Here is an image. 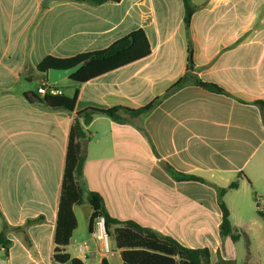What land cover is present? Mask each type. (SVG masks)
I'll use <instances>...</instances> for the list:
<instances>
[{"label":"crops","instance_id":"1","mask_svg":"<svg viewBox=\"0 0 264 264\" xmlns=\"http://www.w3.org/2000/svg\"><path fill=\"white\" fill-rule=\"evenodd\" d=\"M40 2L0 0V231L11 242L6 253L0 247V264H53L68 136L76 114L148 105L188 73V50L191 76L224 94L188 82L147 114L119 112L126 123L95 114L83 126V187L102 197L112 218L136 222L185 247L208 248L210 261L215 256L212 264L218 259L234 264L242 257L239 241L219 236L215 187L226 188L242 174L223 202L233 227L247 230L257 223L247 222L241 209L244 205L256 214V199L264 211V124L253 104L264 101V0H190L194 12L187 28L182 0L99 5L60 0L48 7ZM137 29L148 39L149 55L74 84L70 93L63 90L66 80L49 84L66 96L78 90L72 113L45 110L23 97L27 92L42 96L37 89L44 80L36 67L45 57L99 51ZM169 167L208 184L175 181ZM80 206L88 222L91 209ZM80 206L72 208L76 228ZM74 231L63 250L79 258L74 247L81 243H74ZM96 247L90 264L103 258Z\"/></svg>","mask_w":264,"mask_h":264},{"label":"trees","instance_id":"2","mask_svg":"<svg viewBox=\"0 0 264 264\" xmlns=\"http://www.w3.org/2000/svg\"><path fill=\"white\" fill-rule=\"evenodd\" d=\"M87 2L91 5H99L105 2H120L121 0H73ZM184 17L183 26L187 28L191 23V17L194 8L190 0H182ZM150 54V45L148 39L141 29H137L117 40L109 47L102 50L86 52L71 58L45 57L36 67V72L42 75L43 80L47 81V71L50 69H68L83 63V66L68 78L75 85H81L98 76L110 72L124 65H128ZM191 51L187 53V74L178 79L169 90L161 97L154 99L148 105L141 108L130 110L121 107L107 110L88 108L76 114V119L71 122L68 144L66 151L65 167L62 177L61 193L58 205V213L55 234L54 251L52 254L53 264H85L82 260L72 257L63 250V247L69 244L72 232L76 228V219L73 213V206L87 204L91 209L88 223V233L93 229V222L98 218L104 220V227L107 237L111 239L113 246L119 252L121 264H212L210 261V252L208 248H190L185 247L169 236L161 235L152 230L146 229L133 221L121 222L112 218L104 205L102 197L93 191L84 189L82 181V166L84 157L81 153L80 141L86 139L83 126L88 125L92 117L101 114L109 117L113 121L126 123V119H121L119 112H124L132 117L147 114L158 102L166 95L176 91L188 82L208 90L210 92L222 93V89L213 84H205L191 76L193 68ZM53 86V85H52ZM78 90L75 89L71 96L63 93L58 95L45 94L37 96L35 93L27 92L23 97L30 104L36 105L49 111H64L72 113L74 110ZM259 110L262 122L264 124V101H255L253 103ZM81 121V122H80ZM170 177L175 181H193L206 183L194 175L178 173L170 167L168 168ZM243 177L242 174L236 176L226 188L215 187L217 191V203L221 211V224L218 231L221 238L228 237L233 243L239 241L242 237L247 238L244 231L233 227L229 219V211L223 200L226 193L237 188V178ZM255 199L256 214L264 222V211L260 210ZM41 218L28 221L35 223ZM11 242L6 238L5 232L0 231V247L4 252L8 251ZM218 264H224L218 259ZM99 264H110L107 258H102ZM231 264V263H227Z\"/></svg>","mask_w":264,"mask_h":264},{"label":"rangeland","instance_id":"3","mask_svg":"<svg viewBox=\"0 0 264 264\" xmlns=\"http://www.w3.org/2000/svg\"><path fill=\"white\" fill-rule=\"evenodd\" d=\"M66 81H62L64 85L63 90L65 92H71L70 87L74 85L71 81L68 79H65ZM68 80V81H67ZM31 88L33 90H36V82H31ZM248 203H250L248 201ZM87 206V204H86ZM84 206H80L76 210L77 214V220H78V226L73 234V241L74 243H84L88 242L89 248L92 251L93 247L97 245L98 243L96 241L93 242L91 240L90 235L87 231V219H86V211ZM241 214L243 218L249 222L252 223V220L254 219L257 223H253L248 229L244 230V233H246L247 238L242 237L239 240V243H237V248L239 252L242 254V257H238L236 262L234 264H264V222L261 218H259L251 209L250 211H246L244 205L241 209ZM107 246H108V252H105L104 249H98V253L101 257H105L109 260L110 264H121L119 260V252L117 249L114 248L113 243L111 242L110 238H107ZM97 249V248H96ZM98 258V257H97ZM116 259L118 261H116ZM215 256L213 255L211 258V261L214 262ZM85 264H90L88 260H84ZM218 264V263H217Z\"/></svg>","mask_w":264,"mask_h":264},{"label":"built area","instance_id":"4","mask_svg":"<svg viewBox=\"0 0 264 264\" xmlns=\"http://www.w3.org/2000/svg\"><path fill=\"white\" fill-rule=\"evenodd\" d=\"M37 93L39 95H45V94H50V95H58L60 94L58 91L52 88L51 85H49L48 82L43 81L42 85L37 89ZM93 229L92 232L90 233L91 240L96 241L97 244V249H101L105 252H108V246H107V234L105 231L104 227V220L102 218H98L95 222H93ZM74 251L78 255V259L84 261L88 260V253L91 252L89 248L88 242H84L81 244H78L74 247Z\"/></svg>","mask_w":264,"mask_h":264},{"label":"water","instance_id":"5","mask_svg":"<svg viewBox=\"0 0 264 264\" xmlns=\"http://www.w3.org/2000/svg\"><path fill=\"white\" fill-rule=\"evenodd\" d=\"M60 1V0H41L40 4L44 7H48L51 4ZM83 66V63H79L73 68L68 69H50L47 71V81L49 84L54 85L62 80L68 79L70 76L75 74L81 67ZM81 144V153L82 155L86 154V148L87 147V140L83 139L80 141ZM96 253L94 251H91L88 253V258L90 263H93L95 260Z\"/></svg>","mask_w":264,"mask_h":264}]
</instances>
